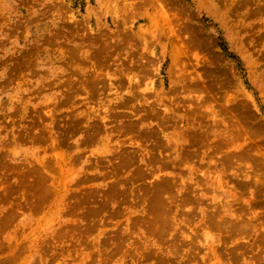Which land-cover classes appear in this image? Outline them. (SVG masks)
I'll use <instances>...</instances> for the list:
<instances>
[{"label":"rangeland","instance_id":"1","mask_svg":"<svg viewBox=\"0 0 264 264\" xmlns=\"http://www.w3.org/2000/svg\"><path fill=\"white\" fill-rule=\"evenodd\" d=\"M0 264H264V0H0Z\"/></svg>","mask_w":264,"mask_h":264},{"label":"trees","instance_id":"2","mask_svg":"<svg viewBox=\"0 0 264 264\" xmlns=\"http://www.w3.org/2000/svg\"><path fill=\"white\" fill-rule=\"evenodd\" d=\"M220 45H223V42H220ZM228 57L233 58V56L231 54H229Z\"/></svg>","mask_w":264,"mask_h":264}]
</instances>
